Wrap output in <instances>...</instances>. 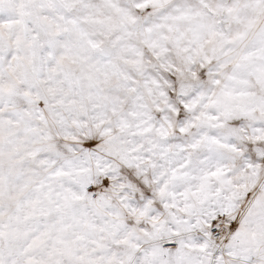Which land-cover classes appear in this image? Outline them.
I'll return each mask as SVG.
<instances>
[{"label":"snow or ice","instance_id":"obj_1","mask_svg":"<svg viewBox=\"0 0 264 264\" xmlns=\"http://www.w3.org/2000/svg\"><path fill=\"white\" fill-rule=\"evenodd\" d=\"M0 264H264V0H0Z\"/></svg>","mask_w":264,"mask_h":264}]
</instances>
